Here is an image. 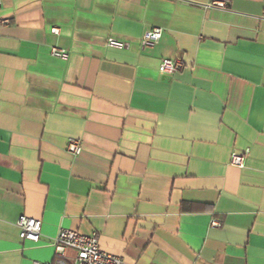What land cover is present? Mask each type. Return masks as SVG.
<instances>
[{
    "label": "crops",
    "instance_id": "0c3cea01",
    "mask_svg": "<svg viewBox=\"0 0 264 264\" xmlns=\"http://www.w3.org/2000/svg\"><path fill=\"white\" fill-rule=\"evenodd\" d=\"M210 1L0 0V264H73L62 229L126 264H264V0Z\"/></svg>",
    "mask_w": 264,
    "mask_h": 264
},
{
    "label": "built area",
    "instance_id": "2783aa9c",
    "mask_svg": "<svg viewBox=\"0 0 264 264\" xmlns=\"http://www.w3.org/2000/svg\"><path fill=\"white\" fill-rule=\"evenodd\" d=\"M231 0H211L206 8L225 10ZM6 23V21H3ZM53 35L58 34V30L51 29ZM162 30L160 28H152L145 32L141 37V45L151 47L156 44L161 38ZM105 46L110 49L122 50L124 44L121 41L109 38L105 42ZM50 55L53 58L60 60L68 59V52L58 48L51 47ZM184 64L180 60H163L159 65L161 74L173 75L181 72ZM67 152L73 156H78L81 153V143L79 140H70ZM245 154H230L229 164L236 168L244 167ZM210 226L218 228L220 223L217 220H212ZM18 229V238L21 241H28L34 244L40 242L41 238V222L36 219L20 216L16 222ZM51 246L56 255L62 256L66 249H72L76 253L73 264H126L120 257L104 252L100 249L97 237L95 235L85 236L78 232L62 229L52 239ZM38 264V263H35Z\"/></svg>",
    "mask_w": 264,
    "mask_h": 264
}]
</instances>
